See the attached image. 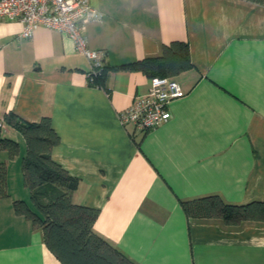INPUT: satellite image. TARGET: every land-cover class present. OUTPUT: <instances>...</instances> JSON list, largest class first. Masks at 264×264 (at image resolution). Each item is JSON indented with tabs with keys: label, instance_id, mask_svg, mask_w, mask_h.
Returning a JSON list of instances; mask_svg holds the SVG:
<instances>
[{
	"label": "crops",
	"instance_id": "crops-1",
	"mask_svg": "<svg viewBox=\"0 0 264 264\" xmlns=\"http://www.w3.org/2000/svg\"><path fill=\"white\" fill-rule=\"evenodd\" d=\"M101 14L86 24L87 47L106 68L89 83L90 64L64 32L0 20V264H61L40 229L16 215L29 203L20 133L4 115L50 116L60 142L51 157L78 179L72 199L96 208L93 229L136 264H264V221L225 224L187 217L181 201L218 195L230 204L264 201V5L246 0H89ZM187 41L192 67L173 77L184 94L170 118L140 132L119 118L150 77L115 68L160 56ZM10 170L14 177L10 176ZM14 182V184H13Z\"/></svg>",
	"mask_w": 264,
	"mask_h": 264
},
{
	"label": "trees",
	"instance_id": "trees-1",
	"mask_svg": "<svg viewBox=\"0 0 264 264\" xmlns=\"http://www.w3.org/2000/svg\"><path fill=\"white\" fill-rule=\"evenodd\" d=\"M264 5V0H246ZM192 67L187 41L171 40L163 44L160 56L146 57L115 68L139 70L150 78L170 77ZM106 63L95 74L97 84ZM92 83V84H93ZM5 121L22 136L25 151L20 160L24 186L29 191V203L23 199L12 201L16 215L23 216L33 229H40L49 251L61 264H136L93 229L98 210L76 203L72 193L78 179L68 173L51 157L60 137L51 124L50 116L42 115L37 121L27 122L12 112ZM0 149L14 158L18 142L1 134ZM5 165H0V192L4 193ZM187 217L220 218L225 224L238 225L244 221H264V201L230 204L218 195H208L181 201Z\"/></svg>",
	"mask_w": 264,
	"mask_h": 264
},
{
	"label": "built area",
	"instance_id": "built-area-1",
	"mask_svg": "<svg viewBox=\"0 0 264 264\" xmlns=\"http://www.w3.org/2000/svg\"><path fill=\"white\" fill-rule=\"evenodd\" d=\"M100 18V12L89 0H0V20L22 23L19 39L29 38L40 26L66 33L90 64L86 73L89 83L94 82L95 74L104 65V52L87 47L84 31L87 23ZM183 94L173 78L153 77L148 92L134 97L121 110L120 121L140 132L149 131L170 118V103Z\"/></svg>",
	"mask_w": 264,
	"mask_h": 264
},
{
	"label": "rangeland",
	"instance_id": "rangeland-1",
	"mask_svg": "<svg viewBox=\"0 0 264 264\" xmlns=\"http://www.w3.org/2000/svg\"><path fill=\"white\" fill-rule=\"evenodd\" d=\"M2 135H3V134H2ZM4 137H5V136H4ZM6 137H7V138H10L9 136H6ZM11 139H12V138H11ZM17 156H18V154H17L13 159L16 160ZM11 172H12V173H11ZM10 173H11L10 176L14 177V172L10 170ZM13 184H14V182H13ZM4 188L6 189V185H5ZM1 193H2V191H1ZM6 195H7L6 192H5V193H2V196H6Z\"/></svg>",
	"mask_w": 264,
	"mask_h": 264
}]
</instances>
